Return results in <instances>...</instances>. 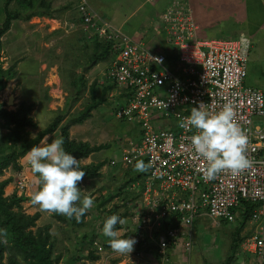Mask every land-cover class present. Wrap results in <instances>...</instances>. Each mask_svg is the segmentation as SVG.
Here are the masks:
<instances>
[{
  "label": "built area",
  "instance_id": "2783aa9c",
  "mask_svg": "<svg viewBox=\"0 0 264 264\" xmlns=\"http://www.w3.org/2000/svg\"><path fill=\"white\" fill-rule=\"evenodd\" d=\"M171 5L161 16L165 50L149 49L123 33L95 28L88 17L83 22L86 31L113 45L116 56L107 78L122 102L115 108V117L135 125L139 134L123 150L122 160L109 164L131 167L143 160L149 165L147 174L132 187H139L140 197L120 203L130 212L127 231L136 240L130 253L140 257L150 241L157 245L162 262L168 260L169 248L181 242L191 252L193 226L198 219L208 218L217 225L244 223L239 249L264 264V94L246 84L252 41L244 35L200 39L189 19L190 9L180 1ZM89 9L82 0L83 14L88 15ZM199 103L213 113L225 103L232 104L234 119L247 137L245 152L251 167L238 174L222 171L211 181L203 178L206 163L190 142L197 130L185 119ZM164 122L169 125L163 127ZM19 187L24 189V182Z\"/></svg>",
  "mask_w": 264,
  "mask_h": 264
},
{
  "label": "rangeland",
  "instance_id": "374dc122",
  "mask_svg": "<svg viewBox=\"0 0 264 264\" xmlns=\"http://www.w3.org/2000/svg\"><path fill=\"white\" fill-rule=\"evenodd\" d=\"M5 1L0 0V10L4 9L5 6L2 4ZM86 1L87 4H90V0ZM81 3L79 0L10 1L6 8L7 15H11L13 19L21 15L23 19L19 20L25 24L13 25L12 32L5 36L4 46L0 49V108L17 112L21 110L22 106L32 107L29 119L34 126L21 130V143L23 144H31L32 141H36L41 133L56 120L61 119L57 130L43 136L35 145H43L48 140L50 143L52 139L56 138L63 139L62 130L67 127L71 140L78 143H89L91 146L105 145L109 147L80 160V167L98 166L107 162L96 177L82 179L78 182V187L85 191L82 195L93 199V207L87 210L79 220L60 214L65 218V221H60L57 213L44 210L34 202L33 195L40 188V179L38 174L32 171L26 155L33 146L31 148L30 145L25 146L28 150L24 152L20 147V142L19 146L18 144L10 146L11 143H7L2 148V154L14 152L16 155L15 166L14 163L9 165L0 175V183L9 181L3 195L8 197L17 194L21 198L19 206H14V212L18 216L38 217L35 226L28 228L27 232L36 237L43 236L45 238L49 233L50 244L54 245L52 257L56 260V264H70L69 261L72 258H79L78 264H114V262L117 264H168L165 262L166 259L162 262L158 255L155 257L154 253L148 258L145 257L146 261L132 254L118 253L112 248H108L107 242L104 241L109 238L102 232L103 221L112 214L123 215L126 213L127 207L120 203L131 201V199L136 201L140 197L139 187L136 185L132 188L137 181L127 182L136 177L141 178L145 171L140 172L132 167L124 168L121 164L117 168H112L109 165L110 160L121 161L123 150L128 148L129 144L137 140L139 136L137 129L134 128L135 125L117 121L111 105L114 102L108 100L96 108L89 109L90 114L87 113L89 106L93 103L90 94L93 85H96L98 89L97 97L102 92L99 85H107V88L110 89L109 96H111V90L113 94L116 92V89L111 85L113 83H110L111 81L107 78L108 68L114 58L109 57L104 63L92 65L90 54L94 53V46L88 40L93 37V33L83 30L80 25L85 24L79 22V19L84 20L85 17H88L96 25L95 28H104L109 31L108 33L122 34L123 32L121 29H115L111 24L109 25L100 16L101 13L97 14L91 7H89L90 12H87L88 15H84V12L80 10ZM156 3L157 0L144 8L147 12L152 11L154 21L157 11H159V8L154 7ZM92 5L95 8L99 6L94 1H92ZM256 5H258L259 11L252 12L257 18L255 23L262 24L263 4ZM74 6H76L80 18L75 13ZM171 6L169 5V8ZM233 6L234 4L231 3L229 9ZM14 11L17 13L13 14ZM142 13L143 11L138 15L141 16ZM0 19L3 21L5 19L3 12L0 14ZM189 19H192V16ZM236 20L233 18L230 24L234 25ZM156 23L158 24V22ZM161 23L159 21V24ZM243 23L241 20L237 25H245ZM255 26L257 25L250 26L251 31ZM256 29L257 35L249 57L246 84L260 89L264 94V30L258 32L259 28ZM127 37L129 36L127 35ZM14 38L19 43L26 41L28 43H24V45L33 47H30L31 49L26 53L22 50L14 51L16 49L12 47V44L16 42ZM32 38L33 42L30 45L28 40H32ZM103 42L105 41L103 40ZM171 51L172 49L169 48V52ZM164 54L167 55V53ZM12 74L15 76L10 79L9 76L12 77ZM84 85L85 89L82 88ZM11 96H14L13 103H10ZM85 115L87 117L83 118ZM80 118H83L82 122L79 121ZM5 123V120L0 119V144L11 133L10 128L15 129L13 126L6 128ZM256 123L261 124L259 120H256ZM20 181L24 182V189L19 187ZM117 197L118 199H116ZM77 203L79 204V202ZM126 218L125 223L118 224L119 228L117 227L118 236L121 238L126 236L125 226L127 227L128 223ZM220 223V225L213 224L208 218L198 219L193 226L195 240L192 256L190 255L187 260L183 256L182 262L179 263L177 260L174 264H228L229 258L233 257L230 254L233 234L240 228V223L225 221ZM87 234L89 238L84 242L83 237ZM244 235L245 231L241 236L244 237ZM1 238L8 250L20 255L15 251L12 242L5 239L0 231ZM91 241L93 242L92 247H90ZM149 248H155L152 241L147 249ZM91 251H95L94 256L98 257L97 259L90 258ZM179 254L185 255V253ZM8 257L6 255L3 264H9ZM170 257L169 253L167 259ZM17 259L16 264H28L21 256ZM170 263H172L171 260ZM230 264H257V261L255 256L241 252L239 249L237 256L231 260Z\"/></svg>",
  "mask_w": 264,
  "mask_h": 264
},
{
  "label": "clouds",
  "instance_id": "9594fccd",
  "mask_svg": "<svg viewBox=\"0 0 264 264\" xmlns=\"http://www.w3.org/2000/svg\"><path fill=\"white\" fill-rule=\"evenodd\" d=\"M185 119L188 126L197 130L190 142L194 153L206 163L203 172L205 180H214L225 170L238 174L251 167L252 162L245 152L247 137L234 119L231 103H225L215 113L207 110L204 103H199L192 107L190 115ZM181 126L186 125L182 122ZM48 141L33 146L26 154L32 171L40 179V188L34 193L33 200L44 210L79 220L94 204L93 199L83 196L85 191L78 187L85 172L80 167V160L65 150L62 138L52 139L50 143ZM148 167L143 160L135 164V169L140 172L146 171ZM124 223V218L112 214L103 221L102 232L109 238V245L114 251L129 254L136 240L129 237L126 226L125 234L128 236H118L116 225Z\"/></svg>",
  "mask_w": 264,
  "mask_h": 264
},
{
  "label": "trees",
  "instance_id": "16d2710c",
  "mask_svg": "<svg viewBox=\"0 0 264 264\" xmlns=\"http://www.w3.org/2000/svg\"><path fill=\"white\" fill-rule=\"evenodd\" d=\"M8 1L10 3L11 0H6L4 4L5 7H3L4 9H2L5 19H4L3 25L0 27V48L2 46L1 38L11 29L12 22L14 20L23 19L21 15L18 17H15L14 19L11 17V15H7L6 8L8 7V4H9ZM182 4L187 7V4L185 3H182ZM15 13H17V11H14L13 14ZM83 22L84 20L81 19L82 24ZM92 24L93 22L91 23V25ZM88 41L91 42L92 45L94 46V49H93L94 53L90 54L91 59H92L91 61L92 65L95 64L96 66V64L98 63H104L105 61H107L106 59H108L109 57L115 58L116 54L113 51V45L103 42L98 36V34H93V37ZM11 76L12 77L9 76L10 79L13 78L15 75L12 74ZM111 85L113 86V84ZM99 87L102 88V92L99 97H97L98 89L96 85H93L91 87L90 94H91L93 103L88 108V111H87L88 114H90L89 109L96 108L100 104H104L105 102H107V95L110 89L107 88V85L105 84L99 85ZM82 88L85 89L86 86L84 85ZM95 101L96 103H94ZM31 111H32V107L26 108L23 106L21 107V110L17 112L7 111L5 109L0 108V119H3L6 121L5 127L10 128V126H13L15 128V129L10 128L11 133L8 134L7 137H5L6 138L5 141L3 140V142H1L0 144V175H2L4 169H6L9 165L11 166L14 163V166H15L16 155L14 154V152L6 153V155L2 154V148L4 147V144L11 143L10 146H12L13 144L16 145L20 142L19 144H21L20 146L21 149L24 152H26L28 148L25 146L30 145V148L32 146H35V144L39 142L43 136L54 133L57 130L61 122V119L56 120L49 128H47L43 133H41V135L36 141H32L31 144H23L21 143V140H22L21 130L25 129L26 127L34 126L32 121L29 119V114L31 113ZM84 117H87V116L85 115L83 116V118ZM83 118L82 119L80 118L79 121L82 122ZM62 136H63V141H64L63 146L65 150L69 153H72L78 160L88 158L93 153H98L104 149L109 148L105 145L91 146L89 143H83V142L78 143L74 140H71L70 135H69V128L67 127L62 130ZM105 164H107V162H103L99 164L98 166L81 167V169L85 172V176L82 179H90V178L96 177L98 173H100V170L103 169ZM133 168H135V166H133L132 169ZM142 177L143 176H141V178ZM139 178L137 177L133 178L127 183L137 181V179ZM8 184H9V181H4L3 183H0V231L3 233V236L5 239H8L10 242H12L15 251H17L20 255H17L15 254V252L8 250V247L4 244L1 238L0 239V264H3V260L6 257V255L9 256L8 257L9 264H16L18 260L17 257H20V256L23 258L24 261L28 262V264H56V260H54L52 257L54 245L50 244L49 233H48L47 238H45L43 236L36 237L32 235L30 232H27L28 228L35 226L38 217L37 216L29 217L25 215H22L21 217L18 216L14 212V206H19L21 198L18 197L17 194L4 197L3 195L4 189ZM118 194L120 195L121 193H118ZM131 201H134V200L131 199ZM250 213H251V209L248 210L246 219L249 218L248 216H250ZM129 215H130V212L126 208V213H124L120 217L125 219ZM57 217L60 221H65V218L61 216L60 214H57ZM244 226L245 224L242 223L240 228L237 229L236 232L233 234V244L230 249L232 252V253L230 252V254L233 257L229 258L228 264H230L231 260H234L235 256H237L240 243L243 241V237L241 236V233L243 231ZM117 227L119 228L118 224L116 225V228ZM125 235L128 236L127 234ZM83 238H84L83 241L86 242L89 238L88 234L85 235ZM107 240H108L107 238L104 239V241L107 242L106 246H108V248H111L109 245V240L108 241ZM92 246H93V242L91 241L90 247ZM94 252L91 251V253L89 254L90 258H94L93 260L98 258L94 256ZM69 262L70 264H78L79 258H75V259L72 258ZM114 264H117V262H114Z\"/></svg>",
  "mask_w": 264,
  "mask_h": 264
},
{
  "label": "crops",
  "instance_id": "0c3cea01",
  "mask_svg": "<svg viewBox=\"0 0 264 264\" xmlns=\"http://www.w3.org/2000/svg\"><path fill=\"white\" fill-rule=\"evenodd\" d=\"M92 1H94V3H96L97 5H99V6H96V8L98 9L100 8L99 10L96 9L92 5ZM92 1L90 0V4H88V6L91 7L93 11L96 12L97 14L101 13L100 16L104 20H106V22H108L109 25L111 24L112 27L115 29H121L123 34L125 33L124 35H128L129 37H131V39H134L140 43L142 42L146 46H148L149 49H154V50H159V47L165 50L164 45H163V42H164V35L162 33L163 29L161 28L162 25L159 24V21H161L162 14L167 11V9L169 8V5H171V2L173 1H180L181 3L187 4V7L191 11L193 22L197 27V30H196L197 36L200 39L201 38H210V39L211 38H238L244 35L252 39L251 40L249 38L252 41V48H253L254 46L253 41L255 40V37L257 35L256 28H259L258 32H260L261 30H264V18L262 19V24L255 23L257 18L252 13L254 10L259 11L257 7L258 5L256 4H263V16H264V0H157V3L154 4V7L159 8V11H157L155 21L153 19L152 11L147 12L144 10L146 5H151L152 3L155 2V0L154 1H151V0H124V1L123 0H92ZM79 2L81 3L82 0H79ZM231 3H233L234 6L233 8L229 9V5H231ZM73 9L75 10V13H77L76 6H74ZM141 11H143V13L140 16L138 14L141 13ZM1 13H2V9L0 10V14ZM77 15H78V18H80L78 13ZM233 18H236L237 20L234 25H231L230 23ZM241 20H243L245 25H237V23L240 22ZM3 22L4 21L0 19V27L3 25ZM79 22H81V18L79 19ZM156 22H158V24ZM21 24L24 25L25 22L20 21V20H14L12 22L11 29L1 38L2 46H4L3 44H4L5 36H7L9 32L10 33L12 32L13 25H21ZM251 25H257V26H255V28L251 31L252 29V28L250 29ZM80 27H82L83 30H85L82 25H80ZM19 35H21L20 32H19ZM28 41L30 45H32L31 43L33 42V38L32 40L30 39ZM24 43H28V42L25 41V42L19 43L16 40V42L12 44V47L16 48L14 51L22 50V52L26 53L33 47V46H27V44L24 45ZM113 88L116 89V92L115 94H113L111 90V96H109L110 93L108 92L107 101L112 100L114 102V103H111V105L113 106V110L115 113L116 112L115 108L118 106L119 103H122V102L121 100L118 99V97L120 96L118 94L116 86H114ZM168 125H169L168 122L162 123L163 127H166ZM137 133H138V130H137ZM144 176H145V173H144ZM142 179L140 180L138 179L137 182L141 181ZM194 236H195V233H194ZM194 240H195V237H194ZM182 244L183 243L181 242L179 246L169 248V253L171 257L170 259H168V261L166 260L168 264H174L175 261L177 260H179V263H180L184 259L187 260V258L191 255L192 251L187 252L185 248L182 246ZM156 246L157 245L154 244L155 248H149L145 250L144 252H142L139 259L143 258L142 260L146 261L147 259L145 257L148 258L153 253L155 254V257H156L158 255L155 251ZM179 253H185V255L183 254L181 255ZM129 254H132V253H129ZM183 256H184V259H181ZM158 258H159V255H158ZM170 260L172 263H170Z\"/></svg>",
  "mask_w": 264,
  "mask_h": 264
},
{
  "label": "bare ground",
  "instance_id": "6f19581e",
  "mask_svg": "<svg viewBox=\"0 0 264 264\" xmlns=\"http://www.w3.org/2000/svg\"><path fill=\"white\" fill-rule=\"evenodd\" d=\"M13 101H14V96H11L10 103H13Z\"/></svg>",
  "mask_w": 264,
  "mask_h": 264
}]
</instances>
